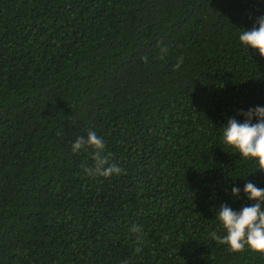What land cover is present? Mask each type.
Here are the masks:
<instances>
[{
	"label": "trees",
	"instance_id": "16d2710c",
	"mask_svg": "<svg viewBox=\"0 0 264 264\" xmlns=\"http://www.w3.org/2000/svg\"><path fill=\"white\" fill-rule=\"evenodd\" d=\"M259 17L264 0H0V264H264L210 238L264 189L222 141L264 107V58L239 41ZM90 130L126 174H85Z\"/></svg>",
	"mask_w": 264,
	"mask_h": 264
},
{
	"label": "clouds",
	"instance_id": "9594fccd",
	"mask_svg": "<svg viewBox=\"0 0 264 264\" xmlns=\"http://www.w3.org/2000/svg\"><path fill=\"white\" fill-rule=\"evenodd\" d=\"M258 29L242 31L239 41L246 47L258 50L259 55L264 58V17L257 19ZM168 54L167 46L160 47L159 58L164 59ZM141 60L148 62V57L143 56ZM183 64L180 57L174 67V71ZM238 115L245 117L244 122H238L236 118H230L223 127L222 141L240 154V157L258 164L261 172H264V107L256 106L249 108L246 112L241 111ZM253 120L256 122L253 123ZM105 142L95 131L87 132V139L78 137L72 143V153L79 154L92 150L93 164L84 169L88 177L111 178L126 174V170L116 164H110V154L105 152ZM241 189L233 187L231 195L239 198ZM243 192L248 200L255 203L245 206L240 211H234L227 205H222L218 211V220L224 230V235H218L213 231L210 238L219 245H226L232 253H243L252 251L264 255V189L257 187L252 182L244 185ZM136 235V252L143 250L146 238L143 235L142 226L133 225L130 229ZM128 264V262H125Z\"/></svg>",
	"mask_w": 264,
	"mask_h": 264
}]
</instances>
